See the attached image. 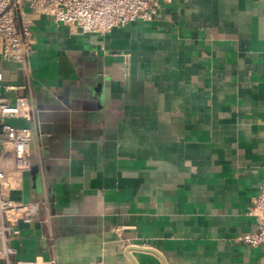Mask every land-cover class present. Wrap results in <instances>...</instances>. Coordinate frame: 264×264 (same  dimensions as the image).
Listing matches in <instances>:
<instances>
[{
  "label": "crops",
  "instance_id": "0c3cea01",
  "mask_svg": "<svg viewBox=\"0 0 264 264\" xmlns=\"http://www.w3.org/2000/svg\"><path fill=\"white\" fill-rule=\"evenodd\" d=\"M25 63L0 53V96H27L31 168L0 157L32 223L13 259L264 264L234 238L264 184V0L161 1L154 21L84 34L33 12ZM1 50V48H0ZM3 242L0 240V249ZM0 264H6L0 258Z\"/></svg>",
  "mask_w": 264,
  "mask_h": 264
},
{
  "label": "built area",
  "instance_id": "2783aa9c",
  "mask_svg": "<svg viewBox=\"0 0 264 264\" xmlns=\"http://www.w3.org/2000/svg\"><path fill=\"white\" fill-rule=\"evenodd\" d=\"M162 0H0V53L3 58L25 63L34 51L32 19L24 13V2L39 14L51 18L57 25L78 28L84 34H106L137 21H154L159 16ZM171 2L172 0H165ZM4 75L0 71V83ZM9 119L31 120L32 110L27 96H18L14 102L0 96V157L9 153L15 157V172L24 174L31 168V130L28 125L8 122ZM9 172L0 168V258L6 264H56L54 260L38 258L13 259L16 248L9 241L21 231L9 225L6 216L29 224L38 218L45 201H15L10 192ZM247 214L256 221L253 232L237 235L234 240L250 247L264 249V184L252 199Z\"/></svg>",
  "mask_w": 264,
  "mask_h": 264
}]
</instances>
